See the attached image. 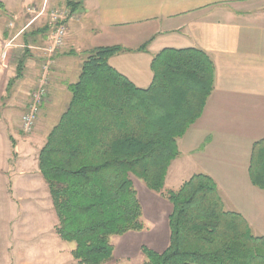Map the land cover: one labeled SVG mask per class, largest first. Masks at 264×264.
<instances>
[{
	"label": "trees",
	"instance_id": "trees-1",
	"mask_svg": "<svg viewBox=\"0 0 264 264\" xmlns=\"http://www.w3.org/2000/svg\"><path fill=\"white\" fill-rule=\"evenodd\" d=\"M66 3L73 13L75 3ZM128 51L113 45L86 53L78 80L67 87L70 101L38 152L56 234L74 244L76 264H109L112 236L145 229L133 175L171 204L168 245L160 253L142 247L143 264H264V236L224 207L210 176L193 174L164 190L177 141L213 90L211 58L196 48L163 49L152 59L151 84L137 88L108 63ZM248 175L264 190V138L252 145Z\"/></svg>",
	"mask_w": 264,
	"mask_h": 264
},
{
	"label": "crops",
	"instance_id": "crops-1",
	"mask_svg": "<svg viewBox=\"0 0 264 264\" xmlns=\"http://www.w3.org/2000/svg\"><path fill=\"white\" fill-rule=\"evenodd\" d=\"M0 2V194L4 199L11 204L24 199L13 197L22 188V181L14 178L23 176L27 162L19 152L35 145L31 142L41 123L39 118L30 143L20 140L11 127L16 117L12 108L20 104L24 113L29 94L39 85L43 49L51 42L50 12L68 8L66 2H72L74 12L66 21L65 44L53 57L48 101L40 114L61 87L68 90L74 83L66 78L71 59L79 58V73L86 53L94 48L117 45L130 49L112 56L108 63L137 88L151 84L152 59L163 49L202 50L214 64L213 90L200 118L177 141L179 156L170 164L165 182L174 164L182 168L178 174L183 173L181 166L189 158L193 170L179 186L193 174H206L215 181L224 207L249 221L240 199L255 203L264 197V190L252 186L248 175L252 145L264 138V0ZM7 43L10 46L5 48ZM145 43V50H136ZM11 79L14 82L7 91ZM16 129L22 133L19 123ZM44 137L34 148L41 178L37 155ZM54 228L2 225L0 247L19 256L17 264H76L71 256L73 244L62 241Z\"/></svg>",
	"mask_w": 264,
	"mask_h": 264
},
{
	"label": "rangeland",
	"instance_id": "rangeland-1",
	"mask_svg": "<svg viewBox=\"0 0 264 264\" xmlns=\"http://www.w3.org/2000/svg\"><path fill=\"white\" fill-rule=\"evenodd\" d=\"M78 59L79 58L71 59L72 65L69 67V72L66 77L69 82L75 83L78 80ZM69 101V91L61 87L59 89V94L54 98L53 103L47 106V108L39 114V116H41L39 117L41 123L38 128V135L34 137L32 142L30 138L33 137L32 133L34 131L30 134H25L21 130L22 133L16 129L17 123H19L20 128L21 116L23 115L22 106L19 104L12 108V111L14 112L13 115L16 116L13 119L14 124L11 126L13 133L18 134L20 140H24L28 143H33L34 141L35 145L27 149L25 152H19L21 155L24 154L23 157H25L27 162L25 164L26 169L25 172H23V176L16 175L14 178L22 181V188L21 191L13 193V197L17 198L21 195L24 198L23 201L18 200L15 204H11L9 203L11 202L9 199H4L0 194V226L22 225L44 227L46 229L56 226L57 219L51 207L48 190L44 181L38 176L36 171L35 160L37 153L34 148H36L39 138H42V136L44 137L47 132L57 124ZM1 166L3 165L0 163V167ZM181 167H183L185 171L178 174V171L182 168L179 169V165L174 164L170 174L167 176V181H164V190L177 189L180 180L185 177L188 172L193 170L190 169V167L192 168L194 165L191 166L190 160L187 158L184 159ZM130 178L137 191L138 200L142 207V221L145 229L141 232H129L123 236H112L110 238V244L114 248V259L109 264H143L144 261H146V257L141 251L142 247L160 253L164 251L168 245V215L171 211V204L166 199L162 198L160 194L149 190L142 180H139L133 175H130ZM40 186L41 188L45 187V190H40ZM255 200H257L255 203H251L247 198L246 200L242 198L240 199L242 204L239 206L245 208V212L249 219L247 222L252 229L253 234L264 236V197H260V199L256 198ZM53 233H56L55 228ZM72 244L70 243V245ZM8 250L0 247V264H17L20 257L14 254L10 248Z\"/></svg>",
	"mask_w": 264,
	"mask_h": 264
},
{
	"label": "built area",
	"instance_id": "built-area-1",
	"mask_svg": "<svg viewBox=\"0 0 264 264\" xmlns=\"http://www.w3.org/2000/svg\"><path fill=\"white\" fill-rule=\"evenodd\" d=\"M72 17V13L68 8L55 9L49 14V26L51 29V42L43 49V59L40 64L39 85L29 94V99L26 105V111L21 116L20 130L25 134H30L34 131L38 120L41 108L48 101V83L50 67L54 55L58 53L65 44L67 35L66 21ZM7 43L5 48L9 47ZM4 51L2 57H5Z\"/></svg>",
	"mask_w": 264,
	"mask_h": 264
}]
</instances>
